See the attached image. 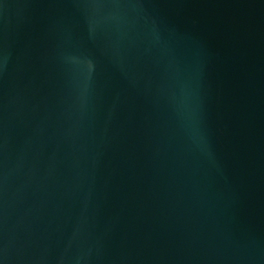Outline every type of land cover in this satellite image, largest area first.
I'll return each mask as SVG.
<instances>
[{"label":"water","instance_id":"obj_1","mask_svg":"<svg viewBox=\"0 0 264 264\" xmlns=\"http://www.w3.org/2000/svg\"><path fill=\"white\" fill-rule=\"evenodd\" d=\"M0 264H264V0H0Z\"/></svg>","mask_w":264,"mask_h":264}]
</instances>
